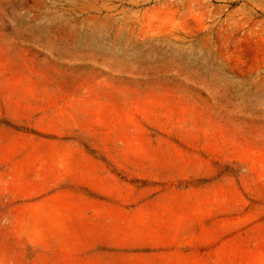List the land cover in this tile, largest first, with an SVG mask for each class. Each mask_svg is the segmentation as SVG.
Segmentation results:
<instances>
[{"label":"rangeland","instance_id":"rangeland-1","mask_svg":"<svg viewBox=\"0 0 264 264\" xmlns=\"http://www.w3.org/2000/svg\"><path fill=\"white\" fill-rule=\"evenodd\" d=\"M0 264H264V0H0Z\"/></svg>","mask_w":264,"mask_h":264}]
</instances>
